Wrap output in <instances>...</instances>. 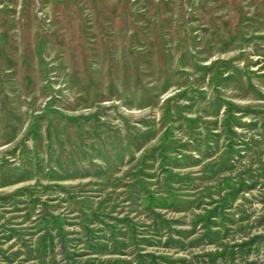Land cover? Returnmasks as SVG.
<instances>
[{"label": "rangeland", "instance_id": "obj_1", "mask_svg": "<svg viewBox=\"0 0 264 264\" xmlns=\"http://www.w3.org/2000/svg\"><path fill=\"white\" fill-rule=\"evenodd\" d=\"M0 264H264V0H0Z\"/></svg>", "mask_w": 264, "mask_h": 264}]
</instances>
